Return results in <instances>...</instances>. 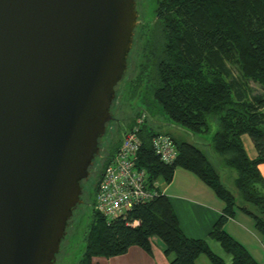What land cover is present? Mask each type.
Here are the masks:
<instances>
[{
    "label": "water",
    "instance_id": "1",
    "mask_svg": "<svg viewBox=\"0 0 264 264\" xmlns=\"http://www.w3.org/2000/svg\"><path fill=\"white\" fill-rule=\"evenodd\" d=\"M138 24L136 0H0V264L55 263Z\"/></svg>",
    "mask_w": 264,
    "mask_h": 264
},
{
    "label": "trees",
    "instance_id": "2",
    "mask_svg": "<svg viewBox=\"0 0 264 264\" xmlns=\"http://www.w3.org/2000/svg\"><path fill=\"white\" fill-rule=\"evenodd\" d=\"M154 12L157 21L150 49L145 51L148 44L142 47L144 63L128 83L129 97L134 98L144 85L143 91L150 94L151 103L164 117L194 135L209 132L212 121L216 129L210 147L222 157L224 166L236 171L235 192L226 188L200 146L169 130H154L144 110L147 117L140 128L137 165L146 169L150 181L158 182L159 195L109 223L92 206L78 264L120 256L134 246L151 255L153 237L163 243V254L170 264H196L200 255H205L211 264H257L223 226L239 209L254 221L264 239V177L258 167L264 163V0H155ZM151 61L154 72L147 70ZM233 66L239 70V78L232 75ZM248 80L260 83L262 93H253ZM138 108H132L127 128ZM159 132L170 133L177 149L176 158L169 164L160 161L151 147V137ZM244 134L257 152L254 158L245 151L241 140ZM119 143L96 172L93 197L102 171ZM177 166L193 172L224 203L209 238L231 257L230 263L212 252L206 240L188 239L182 234L159 186V182H170ZM134 221L138 225L132 227Z\"/></svg>",
    "mask_w": 264,
    "mask_h": 264
},
{
    "label": "crops",
    "instance_id": "3",
    "mask_svg": "<svg viewBox=\"0 0 264 264\" xmlns=\"http://www.w3.org/2000/svg\"><path fill=\"white\" fill-rule=\"evenodd\" d=\"M160 120H163V117ZM157 123L158 125L161 124L160 122ZM167 126L174 128L170 125ZM196 137L201 140L199 136ZM241 140L248 157H256L257 152L249 136L244 134L241 136ZM201 142L211 149L210 141ZM258 167L264 177V163L259 164ZM159 186L162 194L167 197L174 210L182 234L188 239L206 240L210 249L215 246L217 242L215 243L214 240L210 239L209 234L213 225L222 215L225 205L215 196L213 191L193 172L180 166L174 169L172 178L167 185H162L159 182ZM223 229L248 251L257 264H264L263 237L256 231L254 221L248 215L239 209H235L234 216L226 220ZM150 242L151 255L134 246L130 247L123 255L103 258V263L170 264L169 258L163 254V243L154 241L153 238L150 239ZM223 260L230 263L231 257L227 255V258Z\"/></svg>",
    "mask_w": 264,
    "mask_h": 264
},
{
    "label": "rangeland",
    "instance_id": "4",
    "mask_svg": "<svg viewBox=\"0 0 264 264\" xmlns=\"http://www.w3.org/2000/svg\"><path fill=\"white\" fill-rule=\"evenodd\" d=\"M137 2V10L139 13V22H140V31L139 37L134 40L136 42L137 49L135 50V54L131 51L130 57L131 61H129L128 69L131 68L132 74L128 76V69L126 72V79L121 85V89L119 90L120 93L117 95L116 100L114 101L113 110L116 105H118L119 101L124 104V110L126 115L132 114V108L134 106H139L136 115L141 113L142 110H145L149 115V124L153 127L156 131H170L176 133L179 137L191 141L192 143L197 144L202 148L206 153L210 161L213 163L214 167L218 170L221 175L222 181L228 190L234 193L233 189V180L236 177V171L232 168H228L224 166L223 159L221 156L217 155L215 152L212 151L207 145L203 144L201 141H211L212 134L216 129V125L209 121L210 123V130L207 133L194 135L189 131H183L177 127L171 128L168 127L166 123L168 121L164 115L160 112L159 108L156 107L154 104L151 103L150 94L148 92L143 91L144 85L140 87L136 96L134 98L129 97V92L126 89L125 82L128 81L129 77H134L140 71V65L144 63V50L142 47L146 44L147 47L145 51H148L150 48L149 44L152 41L153 31L155 27V22L157 21L155 17V0H136ZM145 45V46H146ZM153 61L149 63L148 72H154L155 67L152 64ZM232 75L239 78V70L236 67H232ZM248 87L251 88L253 93H262V87L260 83L248 80ZM144 98H146L144 100ZM122 99V100H121ZM144 100V101H143ZM148 100V101H147ZM146 101V102H145ZM147 102H150L147 104ZM162 114V115H161ZM135 115V116H136ZM161 115V116H160ZM163 117V120H160ZM157 122L161 124L158 125ZM179 126V125H176ZM128 127V126H127ZM181 127V126H179ZM182 128V127H181ZM111 127H109V130ZM184 129V128H183ZM185 130V129H184ZM199 136L201 140L198 139ZM103 140V139H102ZM199 140V141H196ZM205 143V142H204ZM102 166V161L96 159L93 165V173L90 174L87 180L83 181V203L81 207H79L73 217L71 224L69 223V227L66 231V236L61 243L60 251L56 256V261L54 264H78L82 253L84 251V233L87 228V224L90 221V212L91 207L93 206L94 197L92 196V189L95 183V176L96 171L100 170ZM79 214L82 215V219L79 221ZM79 224L78 229L75 230V226ZM256 229V228H255ZM75 230V231H74ZM257 231V229H256ZM259 233V232H258ZM260 234V233H259ZM261 235V234H260ZM262 236V235H261ZM154 241L161 242L157 237H153ZM264 241V239H263ZM216 243V242H215ZM212 252L216 255L220 256L221 258H227L226 253L223 249L216 243L215 246L211 247ZM103 258H95L93 264H104ZM196 264H211L208 258L205 255H200L196 261Z\"/></svg>",
    "mask_w": 264,
    "mask_h": 264
},
{
    "label": "built area",
    "instance_id": "5",
    "mask_svg": "<svg viewBox=\"0 0 264 264\" xmlns=\"http://www.w3.org/2000/svg\"><path fill=\"white\" fill-rule=\"evenodd\" d=\"M146 117L145 111L134 117L102 171L93 208L107 223L125 216L133 207L149 202L159 195L158 182L150 181L146 169L137 165L141 147L139 133ZM151 147L163 163L169 164L176 158L177 149L170 133L154 134L151 137ZM136 225L137 221L131 224L132 227Z\"/></svg>",
    "mask_w": 264,
    "mask_h": 264
},
{
    "label": "flooded vegetation",
    "instance_id": "6",
    "mask_svg": "<svg viewBox=\"0 0 264 264\" xmlns=\"http://www.w3.org/2000/svg\"><path fill=\"white\" fill-rule=\"evenodd\" d=\"M139 24H140V22H139ZM138 26H140V25H138ZM137 30H138V33H137V35H135L136 38L139 37L140 27H138ZM136 38H135V40H136ZM136 49H137L136 42H134V45L132 48L133 54H135ZM130 59H131V57H130ZM131 74H132V71L130 68V69H128V76H131ZM131 79H132V77H129L128 81L125 82L126 89H127L128 83L131 81ZM120 89H121V86H120ZM119 93H120V91H118V94ZM132 116H133V113L130 115L125 114L124 104L121 103V101H119L118 105H116L114 110H113V119H112L110 125L108 126V130L106 131V134L102 140L101 149H100L99 155L97 157V159L101 160L102 163L108 156H110L112 149L121 140L122 134H123L124 130L127 128L128 124L130 122V118ZM109 127H111L110 130H109ZM81 219H82V215L79 214V221ZM71 222H72V220H71ZM78 226H79V224L77 223V226H75V230L78 229Z\"/></svg>",
    "mask_w": 264,
    "mask_h": 264
}]
</instances>
